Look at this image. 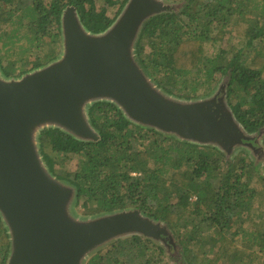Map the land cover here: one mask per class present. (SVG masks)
<instances>
[{
	"label": "trees",
	"instance_id": "obj_1",
	"mask_svg": "<svg viewBox=\"0 0 264 264\" xmlns=\"http://www.w3.org/2000/svg\"><path fill=\"white\" fill-rule=\"evenodd\" d=\"M127 1L0 0L3 76L19 78L58 58L66 7L98 34ZM167 1L176 5L145 21L138 34V67L181 101L207 98L221 85L235 119L247 133H262L264 145V0ZM86 115L98 141L41 131L39 152L49 172L74 188L83 216L139 210L167 234L162 244L138 235L117 239L85 264H264V173L245 151L226 154L179 140L130 121L107 101L90 104ZM72 157L74 171L55 168ZM9 254L0 217V264Z\"/></svg>",
	"mask_w": 264,
	"mask_h": 264
},
{
	"label": "water",
	"instance_id": "obj_2",
	"mask_svg": "<svg viewBox=\"0 0 264 264\" xmlns=\"http://www.w3.org/2000/svg\"><path fill=\"white\" fill-rule=\"evenodd\" d=\"M171 6L128 0L98 34L84 28L76 8L66 7L57 59L19 78H5L0 70V217L10 238L6 264H85L98 249L132 235L164 242V226L139 210L74 219V188L46 167L38 146L44 129L99 140L86 115L94 102H111L136 124L226 154L252 148L249 141L262 137L244 130L221 88L204 99L177 100L138 67L134 45L144 22Z\"/></svg>",
	"mask_w": 264,
	"mask_h": 264
},
{
	"label": "rangeland",
	"instance_id": "obj_3",
	"mask_svg": "<svg viewBox=\"0 0 264 264\" xmlns=\"http://www.w3.org/2000/svg\"><path fill=\"white\" fill-rule=\"evenodd\" d=\"M162 1L167 2L170 5H176V2H171V1H167V0H162ZM108 14L112 15V13L110 11H108ZM61 49H62V47L60 48V52H59L58 56L61 55ZM207 52H208V54H211L213 52L212 47L207 46ZM18 53H19V51H18ZM0 56L4 60L3 51H0ZM8 58H9L10 61H12V60L17 59L18 55L14 54V55H12V56H10ZM11 78H15V77H11ZM220 86L221 85L218 84L217 87H215L214 93L216 92L217 89L220 88ZM256 140H258L257 136L254 138L253 141H249V143L252 145V148H242L240 150L245 151V153H247L252 159H254L256 162H258V164L260 165V167H259L260 171L262 173H264V145L261 143L262 137L260 138V140H258V142H256ZM240 150L239 149L236 150L234 154H236V152H238ZM76 165H77V158L76 157H72L69 160H66L65 163H63V165H61V166L60 165H56L55 168L58 169V170H61V171L72 172V171H74L76 169ZM70 212H71L70 214L72 215V217L74 219L76 218L78 220H81V219H84V218L88 217V216H83V212L81 211L80 206L76 207L75 204L71 208ZM244 246L245 245H241L239 248L240 249H244Z\"/></svg>",
	"mask_w": 264,
	"mask_h": 264
}]
</instances>
